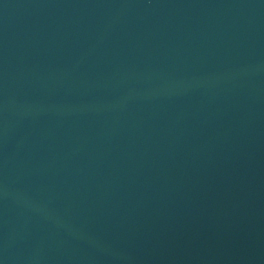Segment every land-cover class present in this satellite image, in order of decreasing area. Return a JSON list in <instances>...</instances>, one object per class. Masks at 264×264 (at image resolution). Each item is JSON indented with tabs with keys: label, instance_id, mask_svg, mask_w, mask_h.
Wrapping results in <instances>:
<instances>
[{
	"label": "water",
	"instance_id": "obj_1",
	"mask_svg": "<svg viewBox=\"0 0 264 264\" xmlns=\"http://www.w3.org/2000/svg\"><path fill=\"white\" fill-rule=\"evenodd\" d=\"M0 264H264V0H0Z\"/></svg>",
	"mask_w": 264,
	"mask_h": 264
}]
</instances>
